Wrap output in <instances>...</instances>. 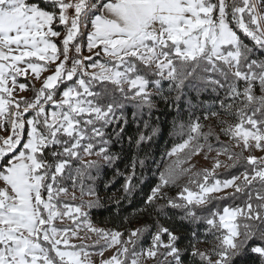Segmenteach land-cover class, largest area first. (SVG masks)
I'll list each match as a JSON object with an SVG mask.
<instances>
[{
	"label": "rangeland",
	"instance_id": "obj_1",
	"mask_svg": "<svg viewBox=\"0 0 264 264\" xmlns=\"http://www.w3.org/2000/svg\"><path fill=\"white\" fill-rule=\"evenodd\" d=\"M53 1L57 2L59 12L43 10L25 0H0V264H53L48 249L64 264L170 261L177 248H172L171 242L160 238L158 233L144 245L141 242L144 228L139 224L126 231H113L88 218L86 203L92 195L73 182L76 176L91 178L99 164L110 158L103 146V127L116 122L119 114L112 109V115L106 117L99 111L81 74L111 80L128 92L129 99L143 103L149 85L138 76L129 77L128 67L120 66L126 56L135 55L154 68L158 76L168 78L172 64L162 50L168 42L173 44V53L187 57L209 48L214 57L222 59L237 74V36L225 14L229 0H115L152 5V23L135 35L109 30L105 21L92 12L81 14L89 0ZM252 4L264 34L260 11L254 0ZM58 24L65 27L57 28ZM78 35L75 50L84 61L75 82L80 89L69 83L76 72L65 69L70 43ZM94 56L98 58L93 59ZM88 59L93 60L87 63ZM102 59L116 61L112 66ZM17 77L29 78L44 89L68 81L49 102L50 106L40 109L47 125L44 137L37 134L36 114L22 116L27 107L15 103L29 95L26 82ZM19 122L21 131L25 130L24 137L21 132L13 133ZM72 126L78 140L68 149L70 161L58 162L48 173L49 168L42 165L45 172L38 174L39 147L61 130L69 133ZM231 132L223 140L229 150L210 146L212 140L206 136L202 143L186 137L172 147L155 165L160 181L153 194H165L166 185H171L176 189L174 196L180 195L186 202L201 206L210 197L231 193L238 188L239 180L248 181L252 177L239 175L202 185L201 181L205 173L208 177L225 169L235 159L233 151L251 162L262 163L255 177L264 179V129L235 123ZM217 139L214 137L211 143ZM240 214L241 209L225 208L220 215L223 240L230 248L238 238L236 218Z\"/></svg>",
	"mask_w": 264,
	"mask_h": 264
},
{
	"label": "trees",
	"instance_id": "obj_2",
	"mask_svg": "<svg viewBox=\"0 0 264 264\" xmlns=\"http://www.w3.org/2000/svg\"><path fill=\"white\" fill-rule=\"evenodd\" d=\"M107 1L89 0L81 14L87 11L95 15ZM25 2L34 3L46 11L59 12L57 2L53 0ZM254 3L264 26V0H254ZM225 14L237 36L239 75L233 73L222 59L214 57L209 48L187 57L173 53L171 42L162 47L172 64L168 78L158 76L154 68L135 55L126 56L120 66L128 67L129 77L138 76L149 85L143 103L129 99L128 92L111 80L81 74L99 111L109 117L114 109L119 119L103 127V146L110 158L99 164L98 171L91 178L76 176L73 185L85 188L92 195L86 203L91 222L113 231H126L139 224L144 228L141 236L144 245L154 233L169 240L172 248L177 249L170 261L160 258V264H264V179L255 177L262 169V163L251 162L240 152L233 151L235 159L218 173L208 177L206 173L202 175L201 185L239 175L252 178L248 181L242 178L236 190L223 196L208 197V202L201 206L186 202L180 195L174 196L176 189L171 185H166L165 194H153L160 181L155 165L186 137H194L197 143L204 142V136L212 141L217 137L216 145L212 141L209 145L228 149V143L223 140L232 134L233 124L264 129V34L252 0H229ZM64 27L65 24L57 25V28ZM79 39L80 35L70 43L69 59L78 57L75 47ZM93 59L86 61L90 63ZM101 61L113 66L112 62L116 60ZM38 62L46 65L44 60ZM77 73L70 84H76ZM21 80L26 82L29 95L15 103L27 107L22 116L36 114L37 134L44 137L47 125L40 109L50 106L49 102L68 81L44 89L35 86L29 78ZM75 87L80 89L81 86L76 84ZM19 126L21 122L14 127L13 133L21 132L24 137L25 130L22 127L21 131ZM72 127L69 133L61 130L46 145L39 147L36 152L40 164L38 174L45 172L42 165L49 168L48 173L58 162L70 161L68 149L78 140L75 127ZM21 144L22 141L19 146ZM225 208L242 210L236 218L238 238L232 248L225 245L224 230L219 222ZM47 255L53 264H64L51 249Z\"/></svg>",
	"mask_w": 264,
	"mask_h": 264
},
{
	"label": "crops",
	"instance_id": "obj_3",
	"mask_svg": "<svg viewBox=\"0 0 264 264\" xmlns=\"http://www.w3.org/2000/svg\"><path fill=\"white\" fill-rule=\"evenodd\" d=\"M153 14V7L149 3L115 0L105 2L97 13L105 21L109 30L131 35L139 33L150 25Z\"/></svg>",
	"mask_w": 264,
	"mask_h": 264
},
{
	"label": "built area",
	"instance_id": "obj_4",
	"mask_svg": "<svg viewBox=\"0 0 264 264\" xmlns=\"http://www.w3.org/2000/svg\"><path fill=\"white\" fill-rule=\"evenodd\" d=\"M83 59L78 57L71 58L65 63L66 69L68 71L80 72L83 68Z\"/></svg>",
	"mask_w": 264,
	"mask_h": 264
}]
</instances>
